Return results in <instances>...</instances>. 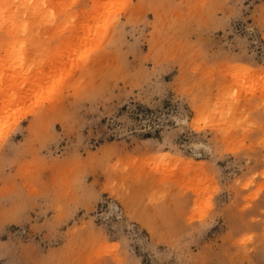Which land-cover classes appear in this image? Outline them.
I'll return each instance as SVG.
<instances>
[{"label":"rangeland","instance_id":"rangeland-1","mask_svg":"<svg viewBox=\"0 0 264 264\" xmlns=\"http://www.w3.org/2000/svg\"><path fill=\"white\" fill-rule=\"evenodd\" d=\"M0 264H264V0H0Z\"/></svg>","mask_w":264,"mask_h":264}]
</instances>
